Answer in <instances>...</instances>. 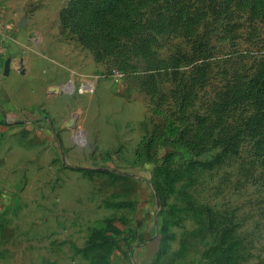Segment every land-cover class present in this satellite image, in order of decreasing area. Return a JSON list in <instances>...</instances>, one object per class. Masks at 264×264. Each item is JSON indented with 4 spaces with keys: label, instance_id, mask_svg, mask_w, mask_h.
I'll use <instances>...</instances> for the list:
<instances>
[{
    "label": "rangeland",
    "instance_id": "obj_1",
    "mask_svg": "<svg viewBox=\"0 0 264 264\" xmlns=\"http://www.w3.org/2000/svg\"><path fill=\"white\" fill-rule=\"evenodd\" d=\"M33 1L0 264H264V0Z\"/></svg>",
    "mask_w": 264,
    "mask_h": 264
},
{
    "label": "crops",
    "instance_id": "obj_2",
    "mask_svg": "<svg viewBox=\"0 0 264 264\" xmlns=\"http://www.w3.org/2000/svg\"><path fill=\"white\" fill-rule=\"evenodd\" d=\"M24 5H21L20 8L16 9V11L11 12L10 2H6V7L9 8L10 16L5 17V20H12L13 24L9 27V31L11 36L3 38V52L0 55V74H4L5 67H8L10 70V75L12 68L14 70H18L16 66V62H20L24 69H20L21 71L31 72L32 64L34 58L31 56L30 48L28 45V37L34 32L33 23L35 18L38 15V12L32 11L31 8L37 7L32 0H24ZM12 15V16H11ZM8 35V34H7ZM27 73V74H29ZM27 74L24 73L25 76ZM23 75V76H24ZM21 84L25 82V78L23 81H20ZM7 85V84H6ZM21 97H24V91L20 90L18 93Z\"/></svg>",
    "mask_w": 264,
    "mask_h": 264
},
{
    "label": "built area",
    "instance_id": "obj_3",
    "mask_svg": "<svg viewBox=\"0 0 264 264\" xmlns=\"http://www.w3.org/2000/svg\"><path fill=\"white\" fill-rule=\"evenodd\" d=\"M4 26L2 24H0V33H4Z\"/></svg>",
    "mask_w": 264,
    "mask_h": 264
},
{
    "label": "bare ground",
    "instance_id": "obj_4",
    "mask_svg": "<svg viewBox=\"0 0 264 264\" xmlns=\"http://www.w3.org/2000/svg\"><path fill=\"white\" fill-rule=\"evenodd\" d=\"M72 89H71V87L68 89V91H71ZM87 90V89H86ZM83 93V92H82ZM98 93V92H97ZM54 97V96H53ZM68 104V103H67Z\"/></svg>",
    "mask_w": 264,
    "mask_h": 264
}]
</instances>
